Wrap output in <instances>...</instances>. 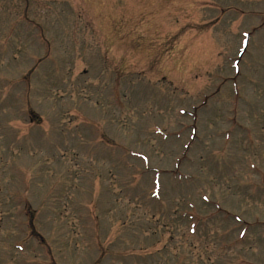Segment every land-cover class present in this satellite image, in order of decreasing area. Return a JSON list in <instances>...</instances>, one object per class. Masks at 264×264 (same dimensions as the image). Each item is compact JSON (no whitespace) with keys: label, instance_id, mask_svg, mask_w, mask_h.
<instances>
[{"label":"rangeland","instance_id":"obj_1","mask_svg":"<svg viewBox=\"0 0 264 264\" xmlns=\"http://www.w3.org/2000/svg\"><path fill=\"white\" fill-rule=\"evenodd\" d=\"M0 264H264V0H0Z\"/></svg>","mask_w":264,"mask_h":264}]
</instances>
